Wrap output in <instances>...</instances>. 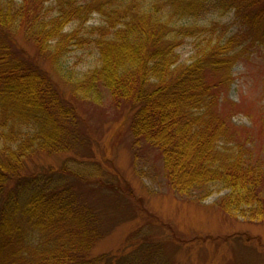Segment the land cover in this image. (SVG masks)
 <instances>
[{"label":"trees","instance_id":"16d2710c","mask_svg":"<svg viewBox=\"0 0 264 264\" xmlns=\"http://www.w3.org/2000/svg\"><path fill=\"white\" fill-rule=\"evenodd\" d=\"M230 13L238 26L229 32L219 19ZM93 15L100 22L87 25ZM206 15L217 20L201 24ZM19 34L54 67L73 46L91 45L97 62L69 82L71 99L105 93L127 107L133 144L156 149L175 193L212 186L227 191L223 213L264 218V167L234 143L218 100L239 54L264 44V0H0V264H148L149 256L131 243L92 256L103 232L86 177L27 170L33 155L72 151L82 135L74 103ZM186 40L196 52L179 64Z\"/></svg>","mask_w":264,"mask_h":264},{"label":"rangeland","instance_id":"374dc122","mask_svg":"<svg viewBox=\"0 0 264 264\" xmlns=\"http://www.w3.org/2000/svg\"><path fill=\"white\" fill-rule=\"evenodd\" d=\"M214 20L216 16L206 15L199 21ZM99 22L93 15L87 25ZM219 22L229 32L238 26L232 13ZM17 40L70 100L69 82L97 62L91 45L73 46L54 67L21 34ZM195 52L193 42L186 40L178 48V63H189ZM231 78L218 93L220 108L234 127V143H244L241 151H250L249 158L264 167V44L254 43L239 54ZM72 102L81 144L65 153L35 154L27 160V170L64 167L86 177L92 192L85 198L99 211L103 232L92 256L116 253L131 243L140 257L149 254L148 264H264V218L252 221L223 213L217 202L227 191L212 186L175 193L156 149L133 144L128 108L116 107L105 93L97 102Z\"/></svg>","mask_w":264,"mask_h":264}]
</instances>
